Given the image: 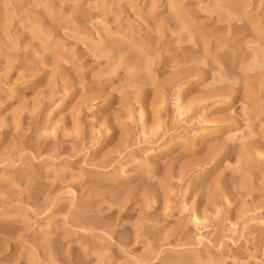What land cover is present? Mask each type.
Instances as JSON below:
<instances>
[{
    "label": "rangeland",
    "instance_id": "obj_1",
    "mask_svg": "<svg viewBox=\"0 0 264 264\" xmlns=\"http://www.w3.org/2000/svg\"><path fill=\"white\" fill-rule=\"evenodd\" d=\"M0 264H264V0H0Z\"/></svg>",
    "mask_w": 264,
    "mask_h": 264
}]
</instances>
